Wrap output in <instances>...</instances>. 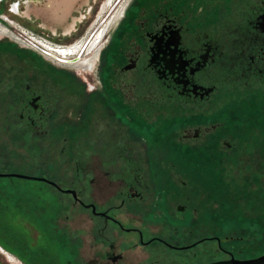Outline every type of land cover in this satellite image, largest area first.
<instances>
[{"label":"flooded vegetation","instance_id":"obj_1","mask_svg":"<svg viewBox=\"0 0 264 264\" xmlns=\"http://www.w3.org/2000/svg\"><path fill=\"white\" fill-rule=\"evenodd\" d=\"M13 1L9 18L49 0ZM104 9L72 47L0 39L2 127L28 162L8 164L0 147V175L33 179L6 187H26L36 224L51 230L37 256L264 264V0ZM11 32L0 20V36Z\"/></svg>","mask_w":264,"mask_h":264},{"label":"rangeland","instance_id":"obj_2","mask_svg":"<svg viewBox=\"0 0 264 264\" xmlns=\"http://www.w3.org/2000/svg\"><path fill=\"white\" fill-rule=\"evenodd\" d=\"M58 2L59 0H49L48 2H46V4L39 6V7L37 6L36 8H33L31 11L29 10L28 12H26L24 18H19V17L9 18L10 15L7 14V10L9 11L10 10L9 7L11 6L10 4L15 3V2L13 0H3V4L0 3V15L1 14L3 15V16H0V20H3V22L6 25H8V27H10L13 33H16V29L14 27L17 25L18 27H21L27 32L33 33L37 37H41L45 40L49 39L50 42L52 41L51 43L53 45L59 46V44H64V43L71 44L72 43L71 45L68 46V47H72L76 45L78 42L86 39V37L90 34L91 29L97 23L100 24L101 22H103V20L108 17L107 15L109 11L111 10V9L109 10L104 9L102 11V7L104 3L106 2V0H68L67 1L68 3L64 11L58 9V7L56 6ZM122 4L123 2H121L116 7L115 9L116 12L118 11V9L121 7ZM115 11L113 12L114 14L116 13ZM121 14L122 12L120 13V16ZM4 15H8L7 17L10 20L9 19L6 20V16ZM42 18L50 22H55V24L57 23V25H59L58 28L56 29L55 34L51 30L45 29L42 26ZM99 19L101 20L99 21ZM60 26H64V28L65 27L67 28L69 26L71 35H75V36L74 37L63 36L62 35L63 29ZM13 35L14 34L4 35L3 37L0 36V39L2 38L3 40L9 39L12 42H15L17 45L21 46L22 43L17 42V40L13 37ZM2 126H3V122L0 117V147L3 148V153H4V157L2 158V160L13 166L18 165V164L23 165V166L27 165L28 162H27L26 157L24 155H19L18 157V153L11 148L10 142L12 141V139L10 136L4 133V128ZM1 163L2 162L0 158V169H1ZM10 182L11 181L8 180L7 178H4V179L0 178L1 184L3 183L7 185V183L10 184ZM18 182H20V180ZM20 184L31 185V181L29 182L23 181V182H20ZM15 190L16 188H13V191ZM60 253L62 254V252ZM47 256L48 255L46 254L47 260L46 259L45 261L43 260L44 264H49L48 262L49 260L55 261L54 264H61L60 262L64 260L63 255L57 256V255L52 254V256H50L49 258ZM37 257L41 260L40 258L41 256H37ZM0 264H9L5 261L4 257L1 254H0Z\"/></svg>","mask_w":264,"mask_h":264},{"label":"crops","instance_id":"obj_3","mask_svg":"<svg viewBox=\"0 0 264 264\" xmlns=\"http://www.w3.org/2000/svg\"><path fill=\"white\" fill-rule=\"evenodd\" d=\"M20 194L0 183V247L23 264H44L37 249L52 237L51 230L36 224L29 193Z\"/></svg>","mask_w":264,"mask_h":264},{"label":"built area","instance_id":"obj_4","mask_svg":"<svg viewBox=\"0 0 264 264\" xmlns=\"http://www.w3.org/2000/svg\"><path fill=\"white\" fill-rule=\"evenodd\" d=\"M3 19H5V18H3ZM14 28L16 29V33L20 34L21 36H18L17 34H14L13 32H11L10 34H12V33L14 34L13 37L17 40V42L22 43L21 44L22 47L24 46L26 48V44H24L25 43L24 41H28L30 44H33L36 46H40L41 45L40 43H42V45H43V43H44L45 45H50L51 47L52 46L59 47V46L53 45L48 40H45L41 37H37L33 33L27 32L26 30L22 29L21 27L15 26Z\"/></svg>","mask_w":264,"mask_h":264},{"label":"trees","instance_id":"obj_5","mask_svg":"<svg viewBox=\"0 0 264 264\" xmlns=\"http://www.w3.org/2000/svg\"><path fill=\"white\" fill-rule=\"evenodd\" d=\"M6 186H8V185H5V184H4V188H6L5 190H7V187H6ZM14 188H15V187H14ZM20 188H21V189H20ZM20 188H17V187H16V190H15V191H17V190L19 189V191H20V193H21L20 196L23 195V193H26V192L28 191V189H27L26 187H24V186H23V187H20ZM9 190H12V188L9 187L7 191H9Z\"/></svg>","mask_w":264,"mask_h":264},{"label":"water","instance_id":"obj_6","mask_svg":"<svg viewBox=\"0 0 264 264\" xmlns=\"http://www.w3.org/2000/svg\"><path fill=\"white\" fill-rule=\"evenodd\" d=\"M0 177H2V178H24V179H28V180H33L31 178H28V177H15L14 175H0Z\"/></svg>","mask_w":264,"mask_h":264}]
</instances>
